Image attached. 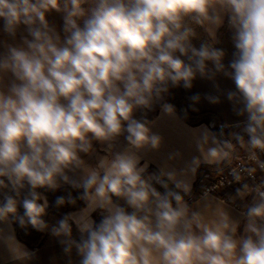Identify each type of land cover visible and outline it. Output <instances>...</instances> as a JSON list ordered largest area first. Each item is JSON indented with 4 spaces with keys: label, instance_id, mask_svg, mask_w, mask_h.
<instances>
[{
    "label": "clouds",
    "instance_id": "obj_1",
    "mask_svg": "<svg viewBox=\"0 0 264 264\" xmlns=\"http://www.w3.org/2000/svg\"><path fill=\"white\" fill-rule=\"evenodd\" d=\"M91 2L86 10L89 0H0L2 31L12 38L21 26L26 31L0 53V190H7L0 224L8 226L0 228V242L12 259H33L16 239L18 223L60 238L79 264H264V179L237 190L241 199L253 195L241 232L227 208L208 220L190 205L189 180L164 171L145 176L138 155L161 146L149 113L159 107L161 115H175L165 99L170 87L191 89L198 75L223 74L235 84L227 99L242 105L237 114L246 115L247 139L235 132L221 139L223 132L205 129L191 172L201 163L230 161L233 142L251 149L256 167L246 170L249 176L264 171L258 156L264 153V0ZM53 10L62 13L63 36L47 18ZM225 21L235 48L227 66L225 51L214 46ZM201 31L211 42L197 47ZM199 99L190 97L193 104ZM232 176L241 181L235 170ZM64 185L80 194L57 197L55 206H75L77 199L84 206L50 226L49 201L39 189ZM97 210L99 223L92 219Z\"/></svg>",
    "mask_w": 264,
    "mask_h": 264
},
{
    "label": "crops",
    "instance_id": "obj_2",
    "mask_svg": "<svg viewBox=\"0 0 264 264\" xmlns=\"http://www.w3.org/2000/svg\"><path fill=\"white\" fill-rule=\"evenodd\" d=\"M93 6L94 5L89 2L84 5V8L86 10H90ZM47 18L50 24L54 25L63 36L62 13H58L53 10L48 13ZM222 27L217 30L216 39L218 32ZM2 28L3 21H0V53L5 51V44H19L21 42V36L26 35V31L23 26H21V29L18 31L15 38L5 34L2 31ZM229 30L234 35L233 30L230 28ZM230 91H236L235 84L231 79L223 74H217L214 78H202L198 75L195 80V90L193 95L199 94V102L193 104L189 97L185 102L186 107L192 113L212 111L217 114L219 119L225 125L231 127L230 133L235 132L245 135L242 132V125H244L246 115L241 116L237 114V109L242 107V105H236L227 99V93ZM208 97H218L219 103L210 102ZM165 99L166 102H168L167 96ZM149 119L155 122L152 127V131L162 137V143L158 150L145 149L138 153L141 157V165H147L145 176L151 174L157 175L155 171H149L150 167H155L160 173L162 171L174 172L178 179L189 180L191 182V194L194 193L196 182L198 180V169L201 165H208L201 163L199 167L196 168L195 174L191 172V168L194 167L192 164L193 158L200 155L197 151L196 140L205 129L215 133L212 127L205 122L192 125L188 123L176 110L174 116L161 115L159 107H157L155 111L149 113ZM245 139H247L246 135ZM98 147L99 146L97 145V148ZM233 149L235 151V156L250 150L246 143L241 145L235 142H233ZM89 162L94 163V158L89 160ZM154 182L155 181H153V185ZM161 188L162 191L165 192V189L163 187ZM238 189H242V187H233L218 194L201 196H197L195 194L194 197L186 198V200L190 205H193V207L205 210V217L208 220L214 219L213 214L217 208H227L231 217L234 220H239L241 222L240 231L242 232L244 223V216L242 213H245L247 207L251 205L253 195L250 194L241 199L237 195ZM250 190L251 189H249V191ZM78 210L79 209L72 210L69 213H74ZM60 219L61 217L53 215L50 218V226L55 225ZM92 219L95 220L94 212L92 213ZM0 228L8 231L7 225L0 224ZM12 228L15 232L14 225H12ZM15 236L27 250L35 253L33 259L24 262V264H79L80 257L77 255L75 249H73L70 256L67 255L63 250V245L60 243V238L54 237L51 234H49L46 243L38 249H32L21 242L18 239L16 232ZM73 237L75 239L80 238V234L75 225H73ZM0 264H22L21 261L12 259L9 250L3 242H0Z\"/></svg>",
    "mask_w": 264,
    "mask_h": 264
},
{
    "label": "trees",
    "instance_id": "obj_3",
    "mask_svg": "<svg viewBox=\"0 0 264 264\" xmlns=\"http://www.w3.org/2000/svg\"><path fill=\"white\" fill-rule=\"evenodd\" d=\"M233 34L229 30L227 21L225 25L219 30L215 47L221 48L225 51V58H224V63L227 66L229 61L232 59L233 52L235 51L234 48V41H233ZM208 41L211 42V38L208 37L206 34H204L201 31L200 38L194 41V44L199 47L201 42ZM196 80V79H195ZM195 80L193 81V86L191 89H185L183 86L181 87H176V88H171L169 89V93L167 94V101L172 104L175 107V110L190 124L196 125L200 123H207L210 125L219 137V134L221 132L224 133L223 137H220L221 139H229V134H230V128L229 126L225 125L217 116L216 113L212 111H202L199 113H192L190 112L187 107H186V100L191 97L194 94L195 90ZM232 157L230 161H224L221 164H216V165H201L198 169V180L196 182V186L194 189V193H192L190 196H185L186 198L194 197L195 195V190L197 187L198 182L203 179L206 175L208 174H214L225 167H227L235 157V151L232 148ZM149 171H155L157 176L160 174V172L155 168V167H150ZM154 187L157 188L158 191L163 193L162 188L159 184L154 182ZM7 190H0V201L3 200V193ZM39 191L47 197L49 201V207L47 209V215L44 217V219L49 223L50 225V218L53 215L63 217L64 215L68 214L72 210H77L80 209L84 206L83 202L77 199V203L75 206H70V205H65L63 207L57 208L55 206V201L57 197L63 196V197H68L69 194L73 196L74 198H78L79 196V191L72 189L70 186H62L56 190H47V189H39ZM23 195H27V189L24 190L22 193ZM121 206L127 208L129 212H131V208H128L127 204L123 200H118L117 201ZM18 211L20 214H23V208L22 206H18ZM94 218L97 223L100 222L102 219V215L100 210H97L94 212ZM14 228L16 235L18 239L29 246L32 249H38L42 247L48 237L50 232H38L34 229L31 228V226H28L27 228H21L18 223H14ZM79 239V238H77Z\"/></svg>",
    "mask_w": 264,
    "mask_h": 264
},
{
    "label": "built area",
    "instance_id": "obj_4",
    "mask_svg": "<svg viewBox=\"0 0 264 264\" xmlns=\"http://www.w3.org/2000/svg\"><path fill=\"white\" fill-rule=\"evenodd\" d=\"M250 152L251 149L244 152L243 154L235 156L232 162L224 169L214 174L206 175L198 182L195 194L197 196L218 194L233 187H242L243 184L254 186L255 184L259 183L262 179H264V171H260L258 169L254 176H249L248 172L246 171L249 168L256 167L254 158H251L249 155ZM258 156L261 160H264V153L258 152ZM233 170L239 174L241 178L240 182H236L233 179Z\"/></svg>",
    "mask_w": 264,
    "mask_h": 264
},
{
    "label": "rangeland",
    "instance_id": "obj_5",
    "mask_svg": "<svg viewBox=\"0 0 264 264\" xmlns=\"http://www.w3.org/2000/svg\"><path fill=\"white\" fill-rule=\"evenodd\" d=\"M89 2L92 3L91 0H89Z\"/></svg>",
    "mask_w": 264,
    "mask_h": 264
}]
</instances>
